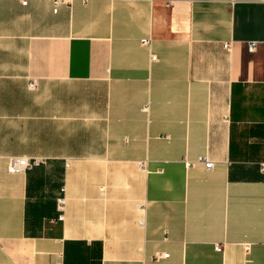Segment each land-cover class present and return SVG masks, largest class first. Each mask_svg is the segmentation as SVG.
I'll list each match as a JSON object with an SVG mask.
<instances>
[{
  "label": "crops",
  "instance_id": "0c3cea01",
  "mask_svg": "<svg viewBox=\"0 0 264 264\" xmlns=\"http://www.w3.org/2000/svg\"><path fill=\"white\" fill-rule=\"evenodd\" d=\"M21 1L0 0V264H264V0ZM28 201L55 204L34 235Z\"/></svg>",
  "mask_w": 264,
  "mask_h": 264
},
{
  "label": "built area",
  "instance_id": "2783aa9c",
  "mask_svg": "<svg viewBox=\"0 0 264 264\" xmlns=\"http://www.w3.org/2000/svg\"><path fill=\"white\" fill-rule=\"evenodd\" d=\"M21 3L22 4H25L26 1L23 0V1H21ZM57 3H58V1L57 0H54V2H53L54 7H56ZM53 11H55V8L53 9ZM141 43L142 44H148L149 41L146 40V39H142L141 40ZM255 45H256V42H254V41L249 42V44H248V50L250 52H252L255 49ZM224 48H228V45L225 44L224 45ZM196 162L203 163L204 164V167L206 169H210L212 167V163L209 162L203 156L197 157ZM185 164H186L187 167L191 166V163L186 162ZM38 165H39V161L38 160H35V159L30 160V159L25 158V157H12L9 160V164H8L7 170H8L9 173L19 174V173H24V172L30 171L34 167H36ZM261 170L264 172V163L261 164ZM246 248H247V246H246ZM216 249H219V247H217Z\"/></svg>",
  "mask_w": 264,
  "mask_h": 264
},
{
  "label": "trees",
  "instance_id": "16d2710c",
  "mask_svg": "<svg viewBox=\"0 0 264 264\" xmlns=\"http://www.w3.org/2000/svg\"><path fill=\"white\" fill-rule=\"evenodd\" d=\"M56 186V185H55ZM42 187H44L43 181L41 179H34L32 185L28 184L27 187V198L31 196V192H37ZM54 202L47 203L45 206L37 207L36 203L27 202L26 203V233L34 235L37 232L38 217L45 214L46 210L54 208Z\"/></svg>",
  "mask_w": 264,
  "mask_h": 264
},
{
  "label": "rangeland",
  "instance_id": "374dc122",
  "mask_svg": "<svg viewBox=\"0 0 264 264\" xmlns=\"http://www.w3.org/2000/svg\"><path fill=\"white\" fill-rule=\"evenodd\" d=\"M50 168L46 169V173L43 171V169L38 170L37 173H35V177H37L38 179L41 178L42 176H47V172H49ZM52 171V169H51ZM58 173H59V168L55 167L53 168V172L52 175H54V182H49L48 180L46 181V183L44 184V187H46V189L49 191H52V189H54L57 185V179H58ZM40 231L38 230L36 233H39Z\"/></svg>",
  "mask_w": 264,
  "mask_h": 264
}]
</instances>
